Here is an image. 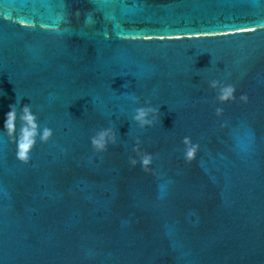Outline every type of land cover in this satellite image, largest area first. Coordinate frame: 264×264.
Masks as SVG:
<instances>
[{
    "label": "water",
    "instance_id": "95a60500",
    "mask_svg": "<svg viewBox=\"0 0 264 264\" xmlns=\"http://www.w3.org/2000/svg\"><path fill=\"white\" fill-rule=\"evenodd\" d=\"M0 264H264V0H0Z\"/></svg>",
    "mask_w": 264,
    "mask_h": 264
},
{
    "label": "clouds",
    "instance_id": "9594fccd",
    "mask_svg": "<svg viewBox=\"0 0 264 264\" xmlns=\"http://www.w3.org/2000/svg\"><path fill=\"white\" fill-rule=\"evenodd\" d=\"M220 86V82L213 80L210 82V87L217 88ZM235 88L232 85H224L220 87V95L218 99L220 101H228L229 99H234ZM229 93V94H226ZM242 100H247V96L242 95ZM158 109L152 107H139L135 110V115L133 119L137 121L142 127L144 125L152 124V120L148 119L150 113L158 112ZM220 109H217V112H220ZM17 111L15 104L10 105V110L6 113L4 120V128L6 129L9 136L14 137L15 143L17 146V158L20 161L27 162L29 160V153L36 143V137L39 135L41 141L46 142L52 136V129L45 127L41 132H39V125L37 123V117L32 112L30 104H24L20 107V116L21 127L19 129V134L17 135ZM11 128V131H9ZM189 138L185 137L183 143L187 145ZM111 142H115V133L112 128L101 129L93 137H91V144L93 148L97 151H104L107 148V145ZM134 151H139V146L137 145L134 148ZM147 157H151L150 154H146ZM187 156L189 158H194V151H187ZM136 160L132 159V165L136 164ZM141 163L144 168V165L149 163V158H141ZM145 169V168H144ZM146 170V169H145Z\"/></svg>",
    "mask_w": 264,
    "mask_h": 264
},
{
    "label": "snow or ice",
    "instance_id": "6c2138e0",
    "mask_svg": "<svg viewBox=\"0 0 264 264\" xmlns=\"http://www.w3.org/2000/svg\"><path fill=\"white\" fill-rule=\"evenodd\" d=\"M226 94H229V93L226 92Z\"/></svg>",
    "mask_w": 264,
    "mask_h": 264
}]
</instances>
